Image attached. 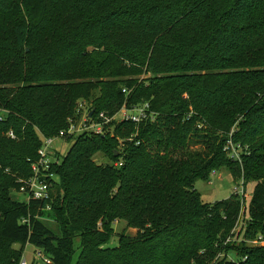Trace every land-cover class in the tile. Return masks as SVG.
Here are the masks:
<instances>
[{"label":"trees","instance_id":"1","mask_svg":"<svg viewBox=\"0 0 264 264\" xmlns=\"http://www.w3.org/2000/svg\"><path fill=\"white\" fill-rule=\"evenodd\" d=\"M82 100L94 114L148 103L157 119L139 145H119L131 123L68 138L50 199H13ZM222 168L254 182L247 207L202 203L194 183ZM240 213L238 237L264 239V0H0V264L27 244L49 264H264L234 238ZM119 222L136 234L106 247Z\"/></svg>","mask_w":264,"mask_h":264},{"label":"built area","instance_id":"2","mask_svg":"<svg viewBox=\"0 0 264 264\" xmlns=\"http://www.w3.org/2000/svg\"><path fill=\"white\" fill-rule=\"evenodd\" d=\"M122 92L128 96L129 91L123 89ZM89 103L86 101H78L75 107V118L69 120L67 129L61 130L55 137H42L41 147L37 152L38 158L31 164L32 176L26 181H21L23 191L26 195V201L35 200H49L52 191L53 182H57V177L50 172V168L54 164L60 162V158H56V153L51 151L52 144L57 139H68L70 137H77L81 134H92L97 136H104L107 134L112 135L114 126L121 123H131L135 127V131L128 138L124 140H118L120 147L125 142L134 143L139 145L138 141V128L143 123H154L157 119V113L150 110L148 103L140 105L126 104L124 103L119 110L114 114H108L106 112H98L94 114V110L91 109ZM93 111L92 116L90 113ZM9 136L14 139V135L10 132ZM228 146L225 149L231 160L241 163V156L236 153V150L240 147L239 145H233L231 140H228ZM121 163H115V166H120ZM212 174H215L214 172ZM241 181V188L236 187L234 195L238 196L241 201V206L244 204L245 192L243 189V179ZM46 210H49L47 207ZM242 213H240L241 216ZM231 239L229 238L227 242ZM254 243L264 247V239L258 236ZM38 258L44 259L47 264L50 262L44 257L42 252L37 253ZM17 264H28L26 260L22 259Z\"/></svg>","mask_w":264,"mask_h":264},{"label":"rangeland","instance_id":"3","mask_svg":"<svg viewBox=\"0 0 264 264\" xmlns=\"http://www.w3.org/2000/svg\"><path fill=\"white\" fill-rule=\"evenodd\" d=\"M145 77H148V76H141L140 79L145 78ZM98 96H99V93L94 92L92 94L91 99H94ZM88 105H90V104H88ZM73 144H74V140H66V139L60 138V139H57L52 144L51 151L56 153V158H62L63 156H65L68 153V151L70 150V148L72 147ZM232 144L236 145L233 142H232ZM227 146H228V143H226L225 149L227 148ZM201 148H202L201 146H193V145L190 146V149H192V151H199V150H201ZM243 151L244 150L241 147H239L236 150V153L240 154ZM227 155L229 156V154H227ZM94 160L99 164L100 163L101 164H107L108 163V161L105 158H102L101 155L95 156ZM212 173L213 172L210 173L208 181L197 180L194 183V189L200 195L202 203L211 204V203L227 200L234 194V190L236 187L241 188V184H242L241 181L232 179L229 171L226 168H222L218 171H214L215 174H212ZM254 185H255L254 182H248V183H246L245 186H243V189L245 192V196H244L243 200H244V204L246 207L250 203L251 194H252V190H253ZM11 197L15 200H19V201H23V202L26 201V195L23 191L12 192ZM245 218L246 219L248 218L247 213L245 215ZM240 220H241V222H240L241 225L240 224L237 225L236 229L234 230L235 235H236L234 238L237 240L236 242L240 243L241 241H243L245 243V245L248 247H259V245L254 243L255 239H248V238L242 239V237H240V236L238 237V235L241 232V228L243 227L242 224L245 222V221L244 222L242 221V216H241ZM44 222L57 235L60 234L57 225L54 224V222L52 220L46 219V220H44ZM114 230H115V232H114L115 234L113 235V237L111 238L109 243L106 245V247H109V248L116 247L118 244V235L121 234L122 232H124L126 235H129V236H134L136 234V230L126 228L124 222L115 223ZM79 245H80V241L78 238H76L74 241V246H75L74 260L77 259V256L79 254V251H80ZM13 247L15 249L20 248V246L18 244H15ZM38 252H40L39 249L35 248L34 246H32L30 244H27L24 247L22 259L26 260L28 264H47L46 261H44V259L37 257ZM229 257L232 260L236 259V256L234 254H230Z\"/></svg>","mask_w":264,"mask_h":264},{"label":"water","instance_id":"4","mask_svg":"<svg viewBox=\"0 0 264 264\" xmlns=\"http://www.w3.org/2000/svg\"><path fill=\"white\" fill-rule=\"evenodd\" d=\"M92 114H93V111L90 113V116H92Z\"/></svg>","mask_w":264,"mask_h":264}]
</instances>
